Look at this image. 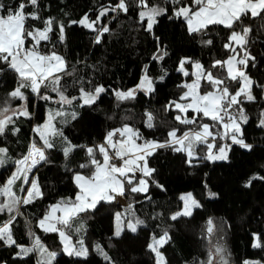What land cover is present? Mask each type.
<instances>
[{
	"label": "trees",
	"instance_id": "1",
	"mask_svg": "<svg viewBox=\"0 0 264 264\" xmlns=\"http://www.w3.org/2000/svg\"><path fill=\"white\" fill-rule=\"evenodd\" d=\"M6 6L13 0H0ZM117 0H39L36 9L40 20L27 22L28 26L43 28V20L53 19L57 23H64L65 39H59L58 29L49 33L50 40L42 42L40 51H54L60 44V56L64 58L68 70L73 75L61 76V84L65 88V95L79 97L81 84L90 89L93 85H102L106 91L101 93L96 103L88 106L82 105L79 100L71 105L57 103L59 96L50 89L42 91L51 95V101H43L30 90H23L27 101H12L11 106L21 103L27 104L32 115L30 119L13 118L15 123L9 125L6 133L0 135V147L7 149L10 159L0 167V186L10 177L15 169L14 161L21 159L28 153L30 145L36 143L42 146L39 135L33 131L37 125L45 122L46 114L55 109H63L66 113L73 111L79 113L77 119L72 120L70 115L64 121L57 119L55 126L63 132L64 137L73 145L94 147L104 143L109 131L128 124L138 129L142 137L138 142L164 141L170 127L179 129L178 135L196 125L179 124L164 112V106L172 100L178 99L182 89L178 85L191 82L192 76L185 77L176 71L178 61L189 57L199 61L206 68L210 67L214 59H224L225 53L222 43L228 34V29L222 26H209L207 35L190 36L183 18L172 17L171 3L166 0H150L151 3L160 4L168 9L166 15L158 17L152 33L144 30V25L138 22L137 9L130 7L127 15L124 13H109L102 17L96 28L105 25L110 31L103 34L101 42L95 43L96 32L70 21H79L87 14L90 20H95L101 7L115 4ZM184 4H191V0H182ZM131 4V0H129ZM179 5H177L178 7ZM30 7L27 11H32ZM254 31L250 34L249 51L256 57L255 67H249L248 74L258 83H264V30L258 25L259 20L245 19ZM156 37H159L157 41ZM213 39L212 46H204L201 39ZM158 45L167 51L164 60L154 62L152 56L158 55ZM251 63V62H250ZM145 65L148 66V75L156 78L155 91L150 95L138 92L135 99L117 100L115 91H126L135 87L144 75ZM187 70L192 73V65ZM166 70L168 75L164 82L158 77ZM213 71H216L215 69ZM226 74V73H225ZM17 74L4 68L0 72V106L6 99L7 93L17 86ZM255 101L245 100L244 107L249 117L247 124L243 125L246 142L253 145V150L241 149L232 146L228 160L224 162H209L197 159L192 166L186 163L183 152H174L170 148L156 149L153 155L148 156V166L155 169L145 194L128 192L123 196L124 204L117 202L97 204L95 211L80 213L73 221L83 225V234L80 239L75 236L74 228L66 230L75 244L83 240L85 247L90 249L87 260L69 257L62 252L60 237L56 232H44L37 227V221L45 215L51 206L61 201L74 202L77 187L73 182L74 173L84 176L91 174L92 169H81L79 165L88 159L84 149L77 148L70 159L65 160L60 150V138L55 149L48 151L50 163L38 165L29 175L35 176L42 196L29 205H21L22 215L11 225L13 237L18 244L31 246L35 237L29 236V226L35 236L50 251L57 252L52 264H107L95 251L99 244L111 257L114 264H155L154 254L146 250V245L153 236L159 237L166 230L170 240L159 250L164 255L166 264H202L207 260L209 251V237L206 231L207 221L211 218L216 225L221 226V243L227 249L229 264H244V261H260L264 264V247L253 248V233L260 234L261 243L264 244V181H254L251 187H244L245 181L252 174L264 175V128L258 127L260 112L264 110V89L254 88ZM151 111L157 115L156 127H145L144 113ZM192 116V113H188ZM127 118V119H125ZM167 120L165 127L162 121ZM66 121V122H65ZM200 123H209L210 119L203 118ZM18 128V131H13ZM217 142L227 143L226 140L217 139ZM97 158L102 161V156ZM163 185L164 190L156 184ZM21 181L14 185L17 195ZM207 185V187H205ZM27 187V186H25ZM209 192L216 193L210 198ZM185 193H192L193 197L202 205L193 210L190 217H180L173 221L169 217L182 208L179 197ZM150 197V199L146 198ZM4 199L0 197V200ZM132 205L135 217L145 221V225L138 228L136 233L124 231L119 238L113 236L115 228V213L128 215V205ZM159 214V215H157ZM8 213L0 214V225L8 220ZM13 248L0 246V264H36V256L24 260L14 259Z\"/></svg>",
	"mask_w": 264,
	"mask_h": 264
},
{
	"label": "snow or ice",
	"instance_id": "2",
	"mask_svg": "<svg viewBox=\"0 0 264 264\" xmlns=\"http://www.w3.org/2000/svg\"><path fill=\"white\" fill-rule=\"evenodd\" d=\"M171 3L172 16L183 18L187 25L190 36L207 35L209 26H222L228 29V34L222 47L227 54L224 59H214L210 67L206 68L199 61H193L189 57H183L178 61L176 71L185 77L193 76L191 82H184L178 87L186 89L182 91L178 99L169 101L164 106V112L170 114L175 111L177 114L171 119L179 124L196 125V128L189 129L178 135L179 129L170 127L164 141H144L138 144L136 141L142 137L138 129H134L128 124H123L120 128L109 131L104 143L94 147L85 145H73L64 137L63 132L55 127L53 121L57 117L71 116L72 120L78 118L79 113L73 111L66 113L61 109L49 111L47 119L41 125H37L33 131L36 132L42 146L36 143L30 145L28 153L21 159L15 160V169L6 182L0 186V214L8 213V220L0 225V246L13 248L15 250L14 259L24 260L25 258L36 256V264H52L58 253L48 250L35 236L29 226V236L35 237L31 241V246H24L17 243L13 237L11 225L22 215L21 205H29L35 199L42 196L40 186L32 173L38 165L50 163L48 151L57 147L54 138H60V150L65 160L70 159L71 154L77 148L85 151L87 160L81 163V169L91 168V175L84 176L81 173H74L73 180L79 192L75 201H61L57 205L51 206L50 212H46L43 218L37 221V227L44 232H56L61 238L63 245L62 252L69 257L87 260L90 249L85 247L83 240H78L73 244L66 230L72 228V221L80 214L88 211H95L97 204L101 201L112 203L116 196H124L126 193H147L149 184L156 183L153 173L156 171L148 166L147 157L153 155L156 149L170 148L174 152H185L186 163L192 166V162L197 159L208 160L210 162L228 160V153L232 146H239L248 151L253 150V145L246 142L243 132V125L247 124L249 117L242 107L245 100L255 101L257 97L253 94L254 88L264 89V83H258L248 74L249 67H255L256 57L249 51L250 34L254 31L250 24L245 23V19L259 20L258 27L264 30V0H191V4H184L182 0H166ZM134 5L137 9L138 22L144 25V30L152 33L157 18L167 14L168 9L160 4L151 3L150 0H117L115 4L101 7L95 20H90L85 14L79 21H70L71 24H79L93 32H96L95 43L101 42L103 34L110 31L108 26L96 28L102 17L109 13H124L127 15L130 7ZM177 5H179L177 7ZM32 8V11L27 9ZM39 7V0H13L12 4L5 5L0 2V72L4 68L17 74V86L7 93L3 105L0 106V135H4L9 125L15 123L14 117L19 119L31 118V111L27 104L21 103L16 107L11 106L12 101H27L23 90H30L36 97L43 101H51L53 97L42 89H50L51 92L59 96L58 104L71 105L73 101L82 100L81 107L91 106L96 103L101 93L106 89L102 85H93L90 89L81 84L80 95L67 96L65 88L61 84V76L58 73L71 76L73 72L68 70L66 61L55 51L48 54L42 53L40 47L42 42L50 40L49 33L58 29L61 42L65 39L64 23H57L53 19L43 20V28L28 26L29 20L37 21L41 17L36 9ZM159 41V37H156ZM204 46H212L214 40L201 39ZM158 55L154 54V62L164 60L167 55L166 49L158 45ZM251 62V63H250ZM191 64L195 69L190 73L187 65ZM216 71H213V70ZM226 73V74H225ZM168 75L166 70L158 77L160 82H164ZM156 78L148 75V66L145 65L144 75L139 83L126 91H115L117 100L135 99L136 93L142 91L145 95L152 94L155 89ZM264 98V97H262ZM192 112L194 115L189 116ZM10 113V114H9ZM146 117L144 124L147 128L156 127L157 115L151 111L144 113ZM203 118L210 119L213 124L200 123ZM127 119V118H125ZM66 122V121H65ZM167 127L169 122L162 121ZM258 127L264 128V110L260 112ZM215 129V130H214ZM222 129V131L220 130ZM14 128L13 131H18ZM117 133L119 139H116ZM217 139H229L230 144L215 143ZM197 145H204L206 152L203 156L198 154ZM102 156V162L97 158ZM10 159L7 149L0 147V167ZM120 161L121 163H117ZM137 172L140 173L137 176ZM147 178V179H146ZM264 181V175L252 174L244 183V187H251L254 181ZM21 181L19 185L23 196L17 195L14 185ZM27 186V187H25ZM164 190L163 185L156 184ZM207 187V185H205ZM208 196L213 198L216 193L209 192ZM150 199V197H146ZM179 199L183 202V207L170 215V219L175 221L180 217H190L193 210L202 205L193 197L192 193L182 194ZM128 215L115 213V228L113 236L121 237L124 231L136 233L138 228L145 225V221L135 217V213L130 211L132 205H128ZM60 212V216L55 213ZM159 215V214H157ZM54 221V222H53ZM81 228L83 225L80 226ZM80 229H77L79 231ZM209 237V251L207 260L202 264H229L227 259V249L221 243L223 236L220 235L222 228L216 225L210 218L206 228ZM253 248H262L260 234L253 233ZM170 240L169 233L165 230L163 235L153 236L151 242L146 245V250L154 254L155 264H166L164 255L159 250ZM94 251L103 258L107 264H114L108 253L99 245H95ZM244 264H261L260 261H244Z\"/></svg>",
	"mask_w": 264,
	"mask_h": 264
},
{
	"label": "rangeland",
	"instance_id": "3",
	"mask_svg": "<svg viewBox=\"0 0 264 264\" xmlns=\"http://www.w3.org/2000/svg\"><path fill=\"white\" fill-rule=\"evenodd\" d=\"M185 24H186V22H185ZM187 26V25H186ZM54 51L58 54V55H60L59 53H60V44L58 43L55 47H54ZM50 52H52V50L51 51H49V50H47V51H45V52H42V53H46V54H48V53H50ZM195 71V69L192 67V72H194ZM192 78L194 79V77L192 76ZM138 92H142V91H138ZM137 92V93H138ZM136 93V94H137ZM144 93V92H143ZM80 101V103L81 104H83V101L82 100H79ZM66 105V104H65ZM56 110V109H55ZM62 111H64L63 109H61ZM53 111V110H52ZM48 113L49 112H47V114H46V118H45V120L47 119V115H48ZM190 113H192V112H190ZM10 114V113H9ZM192 115H194V113H192ZM57 119H61L62 121H64V117H57L54 121H53V124L55 125V121L57 120ZM208 119V118H207ZM208 124H213V122L211 121V122H209ZM56 127V126H55ZM215 130V129H214ZM221 131H222V129H220ZM116 139H119V134L117 133V136H116ZM224 140H226V142L227 143H220V142H217V141H215V143H218V144H230L231 143V141L229 140V139H224ZM136 143H138V144H143L144 142H138V141H136ZM197 149H198V154L200 155V156H203L204 154H205V152H206V148H205V146L204 145H197ZM185 155H186V153L185 152H183ZM229 154V153H228ZM186 157H187V155H186ZM208 161V160H207ZM227 161V160H226ZM102 162V161H101ZM210 162V161H209ZM216 162H224V161H216ZM117 163H121L120 161H117ZM5 164H9V162L8 161H6V163ZM14 171V170H13ZM91 175V174H90ZM90 175H88V176H90ZM140 175V173L139 172H137V176H139ZM87 177V176H86ZM147 179V178H146ZM73 182H74V180H73ZM75 184V183H74ZM75 186H76V184H75ZM77 187V186H76ZM77 191L79 192V188H77ZM77 192V193H78ZM142 194V193H141ZM145 194V193H144ZM186 194V193H185ZM24 195V193H22V195L21 196H23ZM76 198V197H75ZM74 201H75V199H74ZM101 202H104V201H101ZM113 202H117V203H119V204H124V199H123V196H116V198H115V200L113 201ZM55 205H57V204H55ZM182 207H183V202H182ZM50 210H51V207H50V209L48 210V212H50ZM61 215V213L60 212H57V213H55V216H60ZM54 222V221H53ZM73 226H72V229L74 228V230H75V236L78 238V239H80L81 237H82V234H83V227L81 228L80 226V224H79V222H73V224H72ZM77 229H80L79 231H77ZM70 240H71V238H70ZM60 241H61V238H60ZM62 244V243H61ZM62 247H63V245H62Z\"/></svg>",
	"mask_w": 264,
	"mask_h": 264
}]
</instances>
